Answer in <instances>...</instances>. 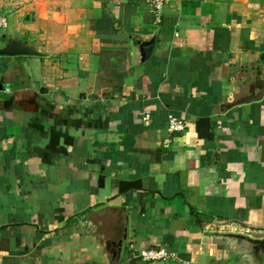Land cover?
<instances>
[{"label": "crops", "instance_id": "obj_1", "mask_svg": "<svg viewBox=\"0 0 264 264\" xmlns=\"http://www.w3.org/2000/svg\"><path fill=\"white\" fill-rule=\"evenodd\" d=\"M0 16V48L39 54L0 57V264H264L222 237L264 240V96L233 106L235 72L264 63V0H0ZM159 249L172 259L138 257Z\"/></svg>", "mask_w": 264, "mask_h": 264}, {"label": "water", "instance_id": "obj_2", "mask_svg": "<svg viewBox=\"0 0 264 264\" xmlns=\"http://www.w3.org/2000/svg\"><path fill=\"white\" fill-rule=\"evenodd\" d=\"M38 55L39 54L30 49L29 46L17 41H8L3 48H0V56L2 57ZM147 55L148 54H146V56ZM234 75L238 80L237 88L243 89L246 92V95L235 102L233 106L257 102L262 99L264 96V63L245 66L235 72ZM222 237L235 242L238 246L245 245V253H249L254 256L258 255L260 260L264 262V240H254L242 234H225L222 235ZM123 240H125V237H123ZM122 242L123 241H119L117 243L106 242V250L111 254V260H119Z\"/></svg>", "mask_w": 264, "mask_h": 264}, {"label": "built area", "instance_id": "obj_3", "mask_svg": "<svg viewBox=\"0 0 264 264\" xmlns=\"http://www.w3.org/2000/svg\"><path fill=\"white\" fill-rule=\"evenodd\" d=\"M170 3V0H149V6L155 14H160L163 8ZM9 22L5 16H0V30H6ZM143 121H149V116L145 115ZM187 124L185 121L176 117H168V132L171 134H180L185 131ZM138 257L144 261H168L172 259V254L165 249L148 250L138 252ZM186 264V263H182Z\"/></svg>", "mask_w": 264, "mask_h": 264}, {"label": "rangeland", "instance_id": "obj_4", "mask_svg": "<svg viewBox=\"0 0 264 264\" xmlns=\"http://www.w3.org/2000/svg\"><path fill=\"white\" fill-rule=\"evenodd\" d=\"M8 20V19H7ZM9 22V21H8ZM0 32H1V30H0ZM0 57H2V56H0ZM1 76V75H0Z\"/></svg>", "mask_w": 264, "mask_h": 264}]
</instances>
